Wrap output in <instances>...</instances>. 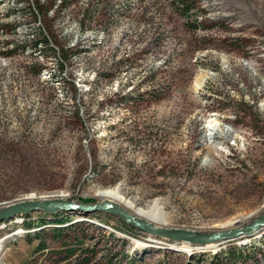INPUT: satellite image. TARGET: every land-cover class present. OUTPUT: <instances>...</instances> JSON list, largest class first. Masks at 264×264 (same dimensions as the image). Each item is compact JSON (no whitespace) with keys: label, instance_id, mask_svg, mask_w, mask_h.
Segmentation results:
<instances>
[{"label":"rangeland","instance_id":"374dc122","mask_svg":"<svg viewBox=\"0 0 264 264\" xmlns=\"http://www.w3.org/2000/svg\"><path fill=\"white\" fill-rule=\"evenodd\" d=\"M13 28L23 43L0 60V203L103 204L96 192L118 187L136 206L165 202L160 229L193 234L264 215V0H0V29ZM211 119L235 134L211 136ZM61 212L94 247L91 264H264V228L212 247ZM52 214L0 221V264H64L50 239L35 251Z\"/></svg>","mask_w":264,"mask_h":264},{"label":"water","instance_id":"95a60500","mask_svg":"<svg viewBox=\"0 0 264 264\" xmlns=\"http://www.w3.org/2000/svg\"><path fill=\"white\" fill-rule=\"evenodd\" d=\"M61 211L65 212H78L81 215H86L92 211H103L119 215L128 220L132 225L143 228L145 230L155 231L163 236L170 239H187L197 243H210L213 241H224L231 240L234 238L249 236L253 232L258 231L264 226V217L262 219L255 220L250 224L234 230L220 229L210 234H193L188 232H180L175 230L157 229L151 224L139 220L131 216L120 208H111L105 204H84L74 203L62 198L49 199H35V200H21L12 202L0 203V221H8L15 217H21L22 215L30 212H41V213H58Z\"/></svg>","mask_w":264,"mask_h":264},{"label":"bare ground","instance_id":"6f19581e","mask_svg":"<svg viewBox=\"0 0 264 264\" xmlns=\"http://www.w3.org/2000/svg\"><path fill=\"white\" fill-rule=\"evenodd\" d=\"M37 31H39L38 28H37ZM30 33H32L31 34L32 38L35 39L33 41L34 42L33 46L37 45L39 47V44L37 42L38 41L37 38H34V35L37 36L38 32H36V33L30 32ZM7 34H9L11 36L17 35L18 40L14 39V38H12L10 41L5 40L4 36L6 35L8 37ZM19 36L22 37L21 36V30H18V28H15V29L13 28L10 31H4L3 29H0V37H2V42L0 41V46L2 47V50H5V53H6V51L12 50L15 47L17 48V46L19 44H22L23 41L21 38H19ZM9 59H10V56H5V57L0 56V60L5 61V60H9ZM205 80H206V76L204 74L200 75L195 82V87L200 88L203 85V83L205 82ZM207 124H208L207 127L209 128V131L211 132V136L214 135L215 133L218 135H224V134H227L229 132H232L233 134H235L234 130H231L228 127L221 125L215 119L209 120ZM60 196H62V195H60ZM96 196L99 199H101L103 201V204H105L106 206L111 207V208H118V207L124 208V210L130 212L134 216V218L136 217V219L137 218L141 219L144 222L151 224L152 226H154L157 229H160V227H163L167 221L166 214L164 213L165 202H163L159 199L152 201L146 207L136 206L132 199L125 198L123 195L120 194L118 187L98 190L96 192ZM50 197L54 198V196L38 197V198L39 199H49ZM38 198L33 197V195H32L29 197H25L23 200H29L30 201V200H35ZM19 201H21V200H19ZM261 217H264V215ZM261 217H258L256 220L262 219ZM262 228H264V226ZM224 229L225 230H234V229H238V227H235V228L224 227ZM261 229H259L258 231H260ZM148 231H150V230H148ZM258 231H256V232H258ZM150 232L154 233L155 231H150ZM256 232H253L252 234H254ZM155 233H158V232H155ZM251 235H249L248 237H250ZM244 237H247V236H244ZM239 238H243V237H239ZM182 240H187V239H182ZM187 241H189V240H187ZM221 242L222 241H216L215 240V241L210 242L208 244H211V246L213 247V246H218V244Z\"/></svg>","mask_w":264,"mask_h":264},{"label":"trees","instance_id":"16d2710c","mask_svg":"<svg viewBox=\"0 0 264 264\" xmlns=\"http://www.w3.org/2000/svg\"><path fill=\"white\" fill-rule=\"evenodd\" d=\"M245 24L246 22H241V24L238 26H244ZM42 41L45 43L47 42L48 44L49 40H47L46 38H41V40L37 41L39 46L41 45ZM50 49L55 52L53 48ZM11 52L12 50L6 51L5 55L8 56L7 54ZM60 66H62L61 63L59 64V67ZM52 216L54 217L52 223L56 224L57 226H52L51 228H39L35 232L34 236L39 240L38 244L36 245L35 251L46 250L48 248L46 240L50 239V241L58 243V246L56 248H53L51 252L55 256L54 259H57L64 264H71L72 260L74 261V264H91V261L96 256V252L93 246L85 244V240L88 238L87 235L84 234V230H69L74 226L72 225L73 223H70V218L72 217L70 214L58 212L52 214ZM45 221L46 220L44 219V216H42V218H39L36 221H24L23 225L28 229L32 228L33 225H36L35 228H37L44 225ZM240 256L241 253H238V257ZM99 262L95 263L102 264Z\"/></svg>","mask_w":264,"mask_h":264}]
</instances>
